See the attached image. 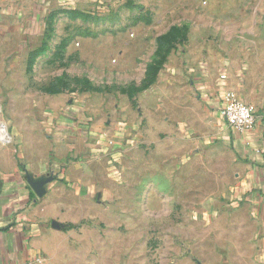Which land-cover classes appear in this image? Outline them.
Returning <instances> with one entry per match:
<instances>
[{
	"label": "rangeland",
	"instance_id": "obj_1",
	"mask_svg": "<svg viewBox=\"0 0 264 264\" xmlns=\"http://www.w3.org/2000/svg\"><path fill=\"white\" fill-rule=\"evenodd\" d=\"M221 74L264 85V0H73L0 33V153L67 147L27 184L36 264H244Z\"/></svg>",
	"mask_w": 264,
	"mask_h": 264
},
{
	"label": "crops",
	"instance_id": "obj_2",
	"mask_svg": "<svg viewBox=\"0 0 264 264\" xmlns=\"http://www.w3.org/2000/svg\"><path fill=\"white\" fill-rule=\"evenodd\" d=\"M72 1L0 0V33H5L10 24L33 22L34 18L44 16ZM224 78L226 82L221 84L219 79L214 80L210 75L205 82V89L217 106L216 114L224 95L236 97L234 93L238 95L237 98L252 104L256 113L255 125L246 133L233 131L218 117L224 124L221 135L225 145L231 147L235 154L232 167L237 186L232 198L240 200L243 209L256 224L249 239L253 251L243 262L264 264V85L245 82L244 86H240L232 74ZM61 128L65 136L70 133L67 131L74 129L70 126ZM78 131L77 128L71 133L76 141L79 139V134H76ZM71 139L56 138L66 143ZM66 149L61 142L55 143V147H20L18 152L0 153V264L35 261L39 256L43 238L39 235L38 222L45 220L46 215L39 208L29 206L32 190L27 185L26 173L33 179L45 177L48 169L55 166V162L50 159V150H53L55 157L60 158ZM21 158L25 160L24 163H21Z\"/></svg>",
	"mask_w": 264,
	"mask_h": 264
},
{
	"label": "built area",
	"instance_id": "obj_3",
	"mask_svg": "<svg viewBox=\"0 0 264 264\" xmlns=\"http://www.w3.org/2000/svg\"><path fill=\"white\" fill-rule=\"evenodd\" d=\"M220 77L224 78L225 75L221 74ZM218 115L228 128L238 133L250 131L256 121L253 105L229 94L224 95L218 107ZM11 264H35V261H14Z\"/></svg>",
	"mask_w": 264,
	"mask_h": 264
},
{
	"label": "water",
	"instance_id": "obj_4",
	"mask_svg": "<svg viewBox=\"0 0 264 264\" xmlns=\"http://www.w3.org/2000/svg\"><path fill=\"white\" fill-rule=\"evenodd\" d=\"M52 179H53L52 175L43 178L33 179L29 174L26 173L27 184L38 196H40L43 193L44 185L49 181H51Z\"/></svg>",
	"mask_w": 264,
	"mask_h": 264
},
{
	"label": "bare ground",
	"instance_id": "obj_5",
	"mask_svg": "<svg viewBox=\"0 0 264 264\" xmlns=\"http://www.w3.org/2000/svg\"><path fill=\"white\" fill-rule=\"evenodd\" d=\"M10 139L9 134L5 128V126H2L0 129V141L6 142Z\"/></svg>",
	"mask_w": 264,
	"mask_h": 264
}]
</instances>
